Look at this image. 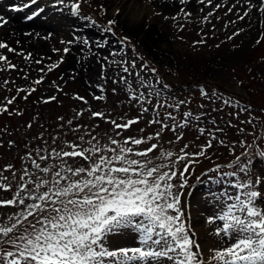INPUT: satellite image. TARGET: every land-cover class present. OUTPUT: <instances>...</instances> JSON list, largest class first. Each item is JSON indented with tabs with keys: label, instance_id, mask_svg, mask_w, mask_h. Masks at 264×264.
Instances as JSON below:
<instances>
[{
	"label": "rangeland",
	"instance_id": "rangeland-1",
	"mask_svg": "<svg viewBox=\"0 0 264 264\" xmlns=\"http://www.w3.org/2000/svg\"><path fill=\"white\" fill-rule=\"evenodd\" d=\"M21 1L8 4L7 7H17L19 10L25 5L30 7L36 5L41 9L50 7L54 12H64L58 13L64 15L63 20H55L53 23L62 22L63 24L65 20L68 22L71 20V23L68 29L63 28L61 24L57 32H50V39L44 40L47 43L46 53L50 55L48 59H41L46 57L36 55V52L24 48L23 44L17 40L0 38V41H4L16 50L9 52L7 49H0V55L7 56L9 61L16 65L15 69H11L4 62H0V69H6L0 71V109L8 108L7 112L0 111V173L9 177L13 185L11 192L0 189V198H12L18 190L17 185L24 183L20 177L24 175L25 170L27 169L29 173L36 172V169L32 167V160L43 167L45 162L41 161L39 156H47L52 148H57V145L68 150L63 142L79 143L78 136H84L85 140L95 136L101 144H107V137L103 133L111 134L113 126L98 118L90 117L89 110L110 113V118H115L118 122H122L119 118L125 113L129 118L137 116L141 111V104L130 99L129 85L133 90H141L134 75L136 71H140L146 80L150 79L153 83L159 77L160 84L156 87L161 88L163 84L169 86L163 91L162 100H166L171 105L185 101L178 109L175 107L160 108L158 111L161 119L171 112L176 117V123L179 124L183 121L185 112L190 111L193 114L189 118L187 127L177 129L178 132L183 133L182 140L176 141V133L165 130L163 139L159 142L163 149L178 152L184 144H188L187 151L195 152L197 145L205 144L212 133L216 140L224 141L223 145L215 144L212 149L208 150L207 157H199L200 163L193 165L191 174L188 176L189 186L182 190L181 196V207L186 221L185 208L188 204H195L197 201L203 206L206 204L201 196L195 197L194 195L189 198L187 205L185 204L187 196L197 184L196 177L201 176V173L206 171L210 165H223L235 160L236 156L241 155V153L236 154V151L242 148L237 143L241 140L253 143L257 139V130L264 126V11L259 8V0H252L251 4L248 0H212L211 4L205 0V3L197 8L191 6L197 2L192 0L187 3L189 5L183 7L176 0H136L135 3L132 2L133 8L126 9V12L122 9L126 1L121 5L119 2L113 7L107 3V0H63L62 3L60 0H36L35 3L31 0ZM73 4L80 5L79 12H72ZM102 4L105 5L106 12L100 8ZM173 4L184 8L192 15L185 17L180 11L181 8L178 12H171L175 9L170 8ZM216 5L219 7L217 8ZM117 9H119V14H117ZM130 10L137 13L147 27L156 24L168 32L169 35L163 38L164 48L160 42L156 44L159 48L151 47L152 44L146 45L141 37L129 32L130 30L121 24L120 17L123 15L128 18ZM245 11L248 15L242 20L239 19L238 17L242 16ZM209 12L212 13L211 16L207 15ZM173 16H177L175 21L171 19ZM206 16L207 19H205ZM28 17H30L29 13L23 16L29 19ZM44 18L47 19L48 16ZM112 19L117 23L110 26L108 21ZM179 25H183V28ZM109 27L111 31H107ZM236 32H239V35H234ZM1 35L3 33H0ZM123 37L130 38V45L127 41L124 44L120 43ZM228 37L232 39L229 40ZM201 39L205 43H194ZM85 40L88 41L87 44L84 43ZM82 44L92 45V53L100 55L104 60L105 66L102 67L104 69L101 72L99 68L94 69L97 74L96 78L89 76L87 69L90 66L85 62L81 64L78 59L82 56L90 57L82 53L89 51L79 46ZM96 44L101 47L96 48ZM168 45H170L169 48ZM133 46L135 52L132 50ZM65 48L69 49L67 53L64 52ZM122 48L124 51L120 52ZM113 52L119 54L110 55ZM29 54L31 56L26 59L25 57ZM156 54H159V58L155 56ZM71 57L78 59H75L77 70L71 69ZM105 57L107 60L104 59ZM140 57L143 59H139ZM122 59L136 60L137 68L132 70V74L123 73L121 64L112 63V61L119 62ZM36 60H41V63H35ZM91 62L94 65L92 59ZM144 63H147L148 68L141 67ZM53 64L57 66L49 71V67ZM41 68L44 69L43 72L40 71ZM151 68H155L156 72H151ZM120 75L128 76V84L113 83L114 80L119 79ZM41 77H43L42 83H34ZM215 87L220 89L216 90ZM33 88L36 89L35 92H31ZM114 88L115 93L112 91ZM18 89H24V91L21 92ZM201 89L209 95H201ZM236 94L242 95L246 101H253L256 109H251V105L246 107L240 105L236 109L237 101L234 98ZM98 95H103L105 99L95 100L93 97ZM25 96L27 99L24 98ZM51 96H56L57 99L45 103L44 101ZM77 96L84 97L88 103L85 104L84 100H77ZM8 99H12L13 102L8 104ZM225 100L229 103L225 104ZM154 104L155 97L151 104L144 105L149 108V111L144 113V118L131 130L125 131L124 136L137 134L139 128L145 129V133L141 135L154 134L159 125L148 124V120L156 116V111L152 110ZM76 112H83V115L76 117ZM197 116L200 117L199 120L195 119ZM60 117H63V120L59 119ZM249 119L252 123H245ZM69 120H72L71 125L67 123ZM166 122L169 125L173 123L171 120ZM96 124H99L98 128L93 127ZM73 128L78 131H70ZM217 128L223 131L218 132ZM241 128L244 129L243 132L239 130ZM201 129L205 131L201 132ZM114 138L120 139V137ZM10 141L12 143H9ZM168 141L174 143L169 144ZM156 142L152 141V143ZM37 149H44V151L38 153ZM262 150L264 151V146ZM255 151L253 147L247 146L242 153L247 152L250 155L242 156V162H247L249 158H256L258 153L256 154ZM75 161L74 167L80 162V158H75ZM69 162L72 163L71 160ZM159 162L168 163L166 160ZM47 164L56 165L58 168L61 161L53 155ZM7 165L13 167L5 170ZM235 170L234 168L231 172ZM248 171L252 179L257 176L264 177V157L252 161ZM13 173H15V178H13ZM39 175L51 179L49 174ZM207 175H202L204 178L200 182H204ZM26 179L28 177H25ZM222 179L230 183L231 187V183L237 179H245V175L240 173L238 177L219 178L218 184ZM0 183L7 182L0 180ZM262 186L264 182L257 187L262 190ZM225 193L235 195L236 190L231 187ZM224 204L225 202L221 203V207ZM17 211L19 209L13 207L0 208V221L7 222V217ZM199 220L200 225L196 222L197 238L195 240L200 245L203 258L210 264L211 250L224 248L229 241L222 235H216L214 226H205L203 219ZM111 244L132 247L137 245V241L132 232L122 231L111 237Z\"/></svg>",
	"mask_w": 264,
	"mask_h": 264
},
{
	"label": "snow or ice",
	"instance_id": "snow-or-ice-1",
	"mask_svg": "<svg viewBox=\"0 0 264 264\" xmlns=\"http://www.w3.org/2000/svg\"><path fill=\"white\" fill-rule=\"evenodd\" d=\"M31 2L35 3L36 0ZM188 2L189 0H179L182 5ZM198 2L204 4L205 0ZM251 2L252 0H248L249 4ZM207 3L211 4L212 0H207ZM100 8L106 12L105 5H100ZM259 8L264 11V0H261ZM71 10L73 13L79 12L80 5L73 4ZM180 11L185 17L192 15L184 8ZM207 15L211 16L212 13ZM247 15L248 12L245 11L238 18L242 20ZM171 19L175 21L177 16ZM7 23L6 19L0 17V27ZM116 23L114 19L108 21L110 26ZM179 26L183 28V25ZM107 31H111V27ZM234 35H239V32ZM228 39L231 40L232 37ZM126 41L130 45L129 37H123L120 43L124 44ZM84 43L87 44L88 41L85 40ZM194 43L202 44L205 41L201 39ZM0 49L16 51L5 42H0ZM132 50L135 52L134 46ZM68 51V48L64 49L65 53ZM123 51L122 48L120 52ZM118 54L110 53L112 56ZM30 56L31 54L25 58ZM104 59L107 60V57ZM0 62H4L8 68H16L7 56L0 55ZM35 63L40 64L41 60H36ZM112 63L121 64V70L125 74H132V70L137 68L135 59H122ZM56 66L53 64L48 70L51 71ZM141 67L148 68V65L144 63ZM3 70L6 69H0ZM40 71L43 72L44 69L41 68ZM150 71L155 73L156 69L151 68ZM134 75L141 90H133L129 85V93L131 100L141 104V111L137 116L129 118L125 113L119 118L122 122H118L117 119L110 118V113L89 110L90 117L113 126L111 134L103 133L107 137V144H101L89 133L91 138L88 140H85L84 136H78L79 143L63 142L68 150L57 145L59 150L52 148L47 156H39V159L45 162L43 167L32 160V167L36 172L29 173L25 170L24 175L20 177L24 183L17 185L18 190L12 198H0V208L19 209L7 217V222L0 221V264H165V261L170 264H209L194 239V232H191L184 220L181 196L182 190L189 186L188 176L193 165L200 163L199 157L208 156V150L214 147L213 140L197 145L195 152L187 151L188 144H184L178 152L163 149L159 142L163 139L165 130L175 132L176 141L182 140L183 133L177 129L187 127L193 114L190 111L185 112L183 121L179 124L171 112L161 119L158 111L160 108L178 109L185 101L175 105L168 104L161 97L169 86L163 84L161 88L156 87L160 84L159 77L153 83L150 79L146 80L140 71H136ZM42 80L43 77L34 83L40 84ZM118 82L128 84V76L120 75L118 80L113 81ZM18 91L22 92L24 89ZM35 91L36 89H31V92ZM101 91L103 92V88ZM112 91L115 93L116 89ZM201 95L207 96L208 93L201 89ZM154 97L152 110L156 111V116L149 119L148 124L159 125V128L154 134L146 136L141 135L145 133L144 128H139L137 134L124 136L125 131L131 130L144 118V113L149 111L144 105L151 104ZM24 98L27 99L26 96ZM93 98L97 101L105 99L103 95ZM56 99V96H51L44 102ZM76 99L88 103L82 96H77ZM12 102V99L7 100L8 104ZM224 103L228 104L229 101L225 100ZM0 111L7 112L8 108L4 107ZM82 115L83 112L75 113L76 117ZM59 119L63 120V117ZM195 119L199 120L200 117ZM167 120L173 123L169 125ZM67 123L71 125L72 120ZM245 123L251 124L252 120L249 119ZM93 127L98 128L99 124ZM239 130L244 131L243 128ZM70 131L76 132L78 129L73 128ZM216 131L222 132L223 129L217 128ZM154 140L157 142L152 143ZM218 143L223 145L224 141L219 140ZM239 143L244 145L245 141L241 140ZM234 147L235 142L232 145L233 150ZM41 151L44 149H37L38 153ZM53 155L61 161L58 168L56 165L47 164ZM249 155L244 152L236 156L235 160L227 165L236 170L221 174L238 177L243 173L245 179H237L231 183L236 194L225 193L228 202L216 215L208 218L209 223L217 220L223 222L222 226L216 229V235H222L229 241L226 247L211 250L210 264H264V205L259 203L264 199V194L257 187L264 182V177L251 178L248 171L252 164L251 159L249 158L247 163L241 160L242 156ZM258 155L264 157V151ZM75 158H80V162L74 167ZM165 160L168 163L159 162ZM12 167L7 165L5 170ZM220 167L216 165V168L210 171H219ZM39 174H49L51 179ZM25 177L28 179L25 180ZM197 179L199 180V177ZM0 180L7 182L0 183V189L11 192L13 185L9 177L0 173ZM122 231L132 232L138 246H113L111 237Z\"/></svg>",
	"mask_w": 264,
	"mask_h": 264
},
{
	"label": "bare ground",
	"instance_id": "bare-ground-1",
	"mask_svg": "<svg viewBox=\"0 0 264 264\" xmlns=\"http://www.w3.org/2000/svg\"><path fill=\"white\" fill-rule=\"evenodd\" d=\"M125 1H126V4L123 6L122 9L125 10V12H126V9L133 8L132 2L135 3L136 0H107V3L111 4V6L113 7L115 4H117L119 2L121 5ZM176 1H177V3H179V0H176ZM192 1H197L191 5L193 8L200 7V3L198 2V0H192ZM6 5H7V3L5 0L0 2V17H3V18L6 17L8 19L7 20L8 23L6 25H4L3 27H0L1 28L0 33H3V35H1L0 38L17 40L18 42H21L23 44L24 48H28L30 51L36 52L37 53L36 55L46 57V58H41V59H48L50 55H49V53H46L47 50H46L45 46H47V43L44 42V40L46 38L50 39L51 38L50 32H52V31L57 32V30L61 26L62 22L59 24L58 23H51V22L39 21L38 18L30 20V21L22 20V18H21L22 14L5 12L4 6H6ZM179 5L181 7H183V6H187L189 4L182 5L179 3ZM181 7L173 4L170 6V8H175V9H173L171 12H178V10ZM56 15L57 14H53V16H56ZM128 16H129L128 18H125L122 15L120 17V22H121V24H124L127 29L130 30L129 32L134 33L136 36L141 37L143 39V42L146 45L152 44L151 47H158L156 44L158 42H160V43H162L161 46H163V48H164V45H163L164 39L163 38H166L169 35L168 32L166 30H164V28H162L156 24H151L150 26L147 27L145 22H143V19L140 18L138 16V14L135 13L133 10H130ZM54 24H55V26H54ZM69 26H70V22H68L67 20H65V22L62 24V27L65 29H68ZM86 33L88 35H90L88 32H86ZM240 34H241V32H240ZM104 40H105V38H104ZM76 41L78 42V39H76ZM0 42H4V41H0ZM94 44H95V42H94ZM96 45H97L96 48L101 47L99 44H96ZM79 46L83 47L85 50H89V51H83L82 53L87 54L90 57L85 58V56H82L78 59H80L81 64H84V62H85L86 64H88L90 66L87 69V72H88L89 76H94V78H96L97 74H95L96 70H94V69L99 68L100 72L102 71V69H104V68H102L103 66H105V64H103V62H104L103 58L98 54L92 53V51H91V49H93L92 45L88 46V45L82 44ZM169 46L170 45H168V48H169ZM166 51H167V49H166ZM98 52H101V51H98ZM77 55H79V53H77ZM155 56L159 58V54H156ZM75 59L78 60L76 57L75 58L71 57L70 64H71V69L77 70V67H76L77 62L75 61ZM91 59L94 61V65L92 64L93 62L90 63ZM78 68L80 69V65L78 66Z\"/></svg>",
	"mask_w": 264,
	"mask_h": 264
}]
</instances>
